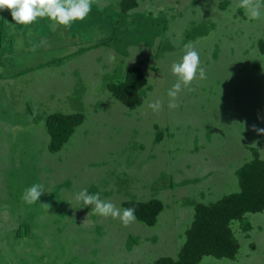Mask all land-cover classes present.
Wrapping results in <instances>:
<instances>
[{
  "label": "rangeland",
  "instance_id": "obj_1",
  "mask_svg": "<svg viewBox=\"0 0 264 264\" xmlns=\"http://www.w3.org/2000/svg\"><path fill=\"white\" fill-rule=\"evenodd\" d=\"M124 1L93 0L70 27L0 8V264L177 261L195 206L238 194L254 154L264 161V16L248 19L242 0H126L123 12ZM192 48L205 76L171 97L172 64ZM131 67L145 78L135 109L108 90ZM53 114L82 117L56 153ZM34 183L44 191L29 204ZM84 188L162 210L151 227L124 225L76 199ZM228 227L233 254L197 264H264V211Z\"/></svg>",
  "mask_w": 264,
  "mask_h": 264
},
{
  "label": "trees",
  "instance_id": "obj_2",
  "mask_svg": "<svg viewBox=\"0 0 264 264\" xmlns=\"http://www.w3.org/2000/svg\"><path fill=\"white\" fill-rule=\"evenodd\" d=\"M133 4L125 0L121 4L123 12ZM258 49L264 55V42L258 43ZM145 85V78L138 67L129 68L122 83L108 86L111 94L128 109H135L141 104L139 91ZM82 122L77 114H53L46 118L45 126L50 137L48 149L51 153L58 152L74 128ZM238 194L225 197L211 206L196 205L194 220L186 231V239L177 261L160 258L155 264H197L203 256L216 258L230 257L236 250L233 246L229 223L239 219L245 212L264 211V161L254 154L239 175ZM124 208L135 207L137 221L153 226L162 205L157 200L149 202H125Z\"/></svg>",
  "mask_w": 264,
  "mask_h": 264
},
{
  "label": "clouds",
  "instance_id": "obj_3",
  "mask_svg": "<svg viewBox=\"0 0 264 264\" xmlns=\"http://www.w3.org/2000/svg\"><path fill=\"white\" fill-rule=\"evenodd\" d=\"M93 0H0V8H8L17 24L28 25L41 17H48L59 25L70 27L75 21L83 20L92 10ZM241 6L245 8L248 19H259L264 16V5L253 3L252 0H242ZM199 53L194 49L185 52L180 61L172 64L171 71L177 76V82L169 90V96L176 97L182 87L191 86L194 78L205 76L204 69L200 67ZM174 106V105H172ZM152 110H160L162 102L152 101L149 104ZM264 132V128L257 129ZM39 183H34L25 190L24 199L27 203L39 201L43 192ZM76 199L85 205H94V210L105 217L119 218L124 225L135 221V207L118 208L112 202L101 199L100 193H90L84 188L76 193Z\"/></svg>",
  "mask_w": 264,
  "mask_h": 264
}]
</instances>
